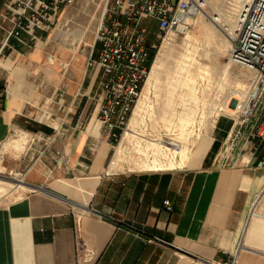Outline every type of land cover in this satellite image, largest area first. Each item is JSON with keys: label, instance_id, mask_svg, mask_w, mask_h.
Listing matches in <instances>:
<instances>
[{"label": "crops", "instance_id": "1", "mask_svg": "<svg viewBox=\"0 0 264 264\" xmlns=\"http://www.w3.org/2000/svg\"><path fill=\"white\" fill-rule=\"evenodd\" d=\"M5 1L0 47L13 26ZM47 38L25 47L10 37L0 49V264H204L233 254L264 264V165L241 153L213 161L234 116L218 117L181 165L117 161L98 116L101 68L88 63L98 46L82 64L50 52Z\"/></svg>", "mask_w": 264, "mask_h": 264}, {"label": "built area", "instance_id": "2", "mask_svg": "<svg viewBox=\"0 0 264 264\" xmlns=\"http://www.w3.org/2000/svg\"><path fill=\"white\" fill-rule=\"evenodd\" d=\"M73 1L6 0L4 5L12 14L13 26L0 49L10 37L14 38L16 46H34L40 36L37 31L52 30L62 9ZM204 3V0H105L92 43L93 47L98 46L97 54L89 57L88 63L95 61L101 68L97 80L98 116L103 133L113 144L125 131L148 75L150 52L156 47L155 40L149 38L153 27L158 33L177 28L198 13ZM213 20L233 38L228 49L230 61L252 73L247 87L235 99L227 146L223 153L214 154L216 163L234 164L241 153L253 157L255 166L264 165V0H241L231 23L218 13L213 15ZM15 174L16 171L10 169L7 177ZM164 203L167 209L172 208L168 199ZM83 210L102 216L91 205ZM204 264L239 262L233 254Z\"/></svg>", "mask_w": 264, "mask_h": 264}, {"label": "rangeland", "instance_id": "3", "mask_svg": "<svg viewBox=\"0 0 264 264\" xmlns=\"http://www.w3.org/2000/svg\"><path fill=\"white\" fill-rule=\"evenodd\" d=\"M204 1L202 9L177 28L158 33L157 28L153 27L154 31L149 38L155 40L156 47L153 49L150 67L158 54L162 59L160 71L144 105L143 118L141 119L140 114L141 120L138 118L139 122L132 127L136 132L131 136L129 152H121L116 157L117 161L127 159L130 163H149L154 160L149 149L140 151L138 148L148 145L159 147L165 140L171 139L186 143L190 154L192 147L198 143L195 140L199 131L201 136L205 137V133L211 134L214 131L218 117L227 123L234 116L233 106L236 98L233 95L238 97L243 93L252 73L249 69L230 61V38L213 20V15L218 13L225 21L232 22L241 0ZM103 7L104 0H74L67 4L54 28L48 31L46 48L63 59L78 56L83 64V55L89 52L93 43ZM202 23L213 29L210 36L201 32ZM52 58L55 59L54 55ZM69 72L71 71L66 74ZM196 116L198 120L195 121ZM184 118H189V121L184 122ZM128 122L129 119L127 126ZM181 125L184 126L183 133H179ZM229 130L217 142L218 147L214 154L217 151L223 153L226 149ZM119 140L113 144L114 151ZM168 146L173 147L171 143H168ZM216 157L213 155L214 163L217 162ZM167 161L165 158V163ZM177 165L181 163L174 166ZM21 190L23 189L16 188L13 193L18 194Z\"/></svg>", "mask_w": 264, "mask_h": 264}, {"label": "bare ground", "instance_id": "4", "mask_svg": "<svg viewBox=\"0 0 264 264\" xmlns=\"http://www.w3.org/2000/svg\"><path fill=\"white\" fill-rule=\"evenodd\" d=\"M241 2V1H240ZM104 3H105V0H104ZM92 5V4H91ZM96 6V5H95ZM89 7V6H88ZM86 9V8H85ZM90 9V8H89ZM91 13V11H90ZM93 13V12H92ZM96 13V11H95ZM75 17V16H74ZM74 21V20H73ZM95 21V20H93ZM78 22V19L77 21ZM231 23V22H230ZM94 24V23H93ZM72 25V24H71ZM77 25H79L77 23ZM85 25V24H84ZM80 27V25H79ZM200 27H201V32L205 33L206 35L210 36L211 33L213 32L209 26H207L205 23H202L200 24ZM74 28V27H72ZM82 28V27H81ZM200 29V28H199ZM78 30V29H77ZM82 30V29H81ZM230 40H229V43H232L233 42V38L230 37ZM165 45V44H164ZM166 46V45H165ZM163 49V48H162ZM161 49V50H162ZM166 49V48H165ZM160 51V50H159ZM165 51V50H164ZM162 57V56H161ZM164 58V57H163ZM160 60H162L160 58V56L157 54L156 57L154 58L153 62H152V65L150 67V70L148 72V75L145 79V82L143 84V87L140 91V95L132 109V114L130 115V118H129V122H128V126L126 127L125 131L123 132L120 140H119V143L117 145V155H119L121 152H129V149H130V143L132 141V135L136 132L133 128L134 126L136 125L137 121H138V118L141 117L140 114H142V117L141 119L143 118V109H144V105L146 103L147 98L150 96V92H151V87L153 85V82H155V80L157 79V76H158V73L160 71ZM164 60V59H163ZM227 65V64H226ZM234 98H236L237 96H234ZM147 106V105H146ZM232 108V106H230ZM185 110V109H184ZM146 112V111H145ZM197 115V114H196ZM208 115V114H207ZM140 119V118H139ZM140 119V120H141ZM179 119V118H178ZM185 119V118H184ZM213 119V118H212ZM195 121L198 120V117L196 116ZM193 120V117H192V120L191 122L194 121ZM189 121V118H186L184 120V122H188ZM139 122V121H138ZM183 124V123H182ZM186 124V123H185ZM130 125V126H129ZM182 126V125H181ZM133 127V128H132ZM183 127L181 128V130H179V133H183ZM200 132V131H199ZM197 133V139L195 140V142L198 140H200L202 138V134L200 133ZM164 136V135H163ZM166 136V135H165ZM161 137V136H160ZM163 138V137H162ZM164 141V140H163ZM154 142L157 143L156 140H154ZM168 143H171L173 145V147H170L168 146ZM205 141H203L200 145H202V148H203V145H204ZM199 145V144H197ZM196 145V146H197ZM199 145V147H200ZM206 145H204L205 147ZM188 146L186 145V143L184 144V142H180L178 140H174V139H171V140H165L164 143H162V146L160 145L159 147H156L154 145H148L146 147H139L138 149L140 151H144V150H147L149 149V152L152 154V156H154V160L151 161V162H144V163H138V166H151V167H164L166 164L168 167H172L174 166L175 164L177 163H186L187 161H190L191 160V157H189V153H188ZM187 148V149H186ZM198 149V148H197ZM196 149V150H197ZM202 152V151H201ZM205 152V151H204ZM197 153V152H196ZM199 153V152H198ZM201 155V153H199ZM164 157V159H159L161 157ZM165 158L168 160L167 163H165ZM148 160V159H147ZM140 161V160H139ZM133 165V164H132ZM134 166V165H133ZM6 179L4 178H1L0 177V182H5Z\"/></svg>", "mask_w": 264, "mask_h": 264}, {"label": "trees", "instance_id": "5", "mask_svg": "<svg viewBox=\"0 0 264 264\" xmlns=\"http://www.w3.org/2000/svg\"><path fill=\"white\" fill-rule=\"evenodd\" d=\"M152 54H153V49H152L151 52H150V60H151V58H152Z\"/></svg>", "mask_w": 264, "mask_h": 264}]
</instances>
